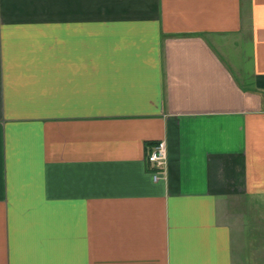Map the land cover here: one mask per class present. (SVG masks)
I'll list each match as a JSON object with an SVG mask.
<instances>
[{
  "label": "crops",
  "instance_id": "obj_1",
  "mask_svg": "<svg viewBox=\"0 0 264 264\" xmlns=\"http://www.w3.org/2000/svg\"><path fill=\"white\" fill-rule=\"evenodd\" d=\"M0 264H264V0H0Z\"/></svg>",
  "mask_w": 264,
  "mask_h": 264
},
{
  "label": "built area",
  "instance_id": "obj_2",
  "mask_svg": "<svg viewBox=\"0 0 264 264\" xmlns=\"http://www.w3.org/2000/svg\"><path fill=\"white\" fill-rule=\"evenodd\" d=\"M148 162L153 169V179H165L167 168V146L165 141L159 142L148 156Z\"/></svg>",
  "mask_w": 264,
  "mask_h": 264
}]
</instances>
